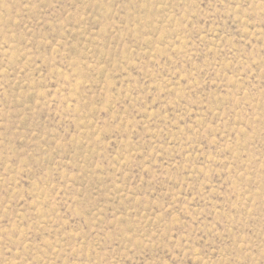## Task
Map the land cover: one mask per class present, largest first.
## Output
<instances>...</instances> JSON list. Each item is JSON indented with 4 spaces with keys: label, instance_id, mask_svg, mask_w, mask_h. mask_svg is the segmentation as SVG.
Instances as JSON below:
<instances>
[{
    "label": "rangeland",
    "instance_id": "1",
    "mask_svg": "<svg viewBox=\"0 0 264 264\" xmlns=\"http://www.w3.org/2000/svg\"><path fill=\"white\" fill-rule=\"evenodd\" d=\"M0 264H264V0H0Z\"/></svg>",
    "mask_w": 264,
    "mask_h": 264
}]
</instances>
